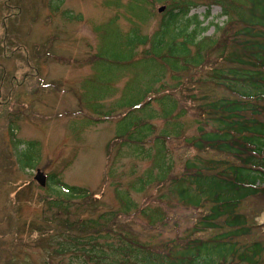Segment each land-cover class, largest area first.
Here are the masks:
<instances>
[{
	"label": "rangeland",
	"instance_id": "374dc122",
	"mask_svg": "<svg viewBox=\"0 0 264 264\" xmlns=\"http://www.w3.org/2000/svg\"><path fill=\"white\" fill-rule=\"evenodd\" d=\"M154 2L0 0V264L84 261L79 252H63L59 244L64 241L59 234L68 229L61 209L52 204L55 179L88 191L89 197L73 200L68 212L91 218L115 211L119 223L107 228L122 234L126 229L157 253L166 252L170 241L182 244L189 238L198 210L181 204L168 181L149 183L147 178L154 136L139 145L126 140L125 127L132 122L141 118L149 126L148 104L129 107L154 73L149 62L137 60L142 47L138 55L129 52L133 34L149 35L162 18L159 7L175 0ZM221 12L216 3L199 2L189 16L197 15L206 35L223 38L226 34L214 27L224 26ZM190 73L188 77L205 79L211 71L206 67ZM171 74L157 95L169 91L184 111L176 119L180 134L172 129L174 119L155 123L158 130L164 125L172 131L165 140L170 173L182 177L188 172L186 161L200 165L185 137L195 135L206 120L174 90ZM186 76L180 72L178 80ZM209 125L207 129L214 127ZM37 170L52 177L43 187L34 179ZM125 194L135 204L127 213L120 201ZM150 209L161 214L152 225L143 213ZM255 222L264 225V211Z\"/></svg>",
	"mask_w": 264,
	"mask_h": 264
},
{
	"label": "trees",
	"instance_id": "16d2710c",
	"mask_svg": "<svg viewBox=\"0 0 264 264\" xmlns=\"http://www.w3.org/2000/svg\"><path fill=\"white\" fill-rule=\"evenodd\" d=\"M199 2L222 7L224 26L214 27L225 37L206 35L207 27L200 26L197 15L189 16ZM133 35L136 41L129 52L138 55L142 47L137 60L149 62L154 73L148 88L129 107L148 104L149 126L141 118L132 122L125 127L126 140L139 145L148 135L154 136L149 147V156H154L149 183L168 181L181 204L198 210L197 220L186 242L170 241L166 252L157 253L153 246L135 241L126 229V234L109 230L108 225L119 223L115 211H101L91 218L68 212L73 200L89 197L88 191L55 179L59 191L53 194L52 204L61 209L68 229L59 234L64 239L59 243L62 251L79 252L81 264H264V225L255 222L264 211V0H175L165 3L162 18L149 35ZM206 67L209 78L188 77L192 69ZM168 72L177 83L174 90L206 120L195 135L185 137L200 165L186 161L188 172L182 177L170 173L171 150L165 140L172 131L164 125L158 130L155 123L174 119L172 129L180 134L176 119L184 111L169 91L157 95ZM180 72L187 75L183 81L178 80ZM156 84L158 88L153 87ZM211 123L214 127L207 129ZM120 201L124 213L135 207L127 194ZM143 213L151 225L161 217L151 209ZM109 235L115 239L110 241Z\"/></svg>",
	"mask_w": 264,
	"mask_h": 264
},
{
	"label": "water",
	"instance_id": "95a60500",
	"mask_svg": "<svg viewBox=\"0 0 264 264\" xmlns=\"http://www.w3.org/2000/svg\"><path fill=\"white\" fill-rule=\"evenodd\" d=\"M164 9V7H160L158 9L159 12H162ZM34 179L36 180V182L41 186H45L46 184V176L43 174V172H41L40 170H37L35 176H34Z\"/></svg>",
	"mask_w": 264,
	"mask_h": 264
}]
</instances>
